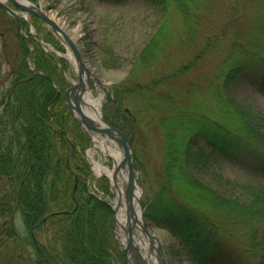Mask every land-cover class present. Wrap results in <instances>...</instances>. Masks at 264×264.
I'll list each match as a JSON object with an SVG mask.
<instances>
[{
    "label": "trees",
    "instance_id": "obj_1",
    "mask_svg": "<svg viewBox=\"0 0 264 264\" xmlns=\"http://www.w3.org/2000/svg\"><path fill=\"white\" fill-rule=\"evenodd\" d=\"M143 1L172 7L187 34L193 31L189 23L210 4ZM255 25L258 36L236 46L240 55L233 50L239 56L221 72L222 87H208L205 107L182 106L175 88L182 69L158 81H126L114 89L118 107L106 120L122 127L131 142L137 126L133 113L119 114L128 91L143 93L146 101L138 108L164 113L159 124L166 154L159 188L141 203L147 220L166 229L191 264H264V188L227 181L238 193L227 195V187L220 192L204 179L207 163L218 158L264 175V113L243 114L246 108L231 93H221L231 92L243 78L264 94V7ZM0 38V64H12L4 76L0 66V251L12 252L11 264H123L111 231V207L85 183L88 167L77 147L84 148L86 139L62 99L53 100L55 91L47 79L25 66L29 45L1 9ZM213 43L207 37L203 52ZM30 60L62 83L56 62L39 46ZM215 180L225 179L216 174ZM99 188L108 193L106 186Z\"/></svg>",
    "mask_w": 264,
    "mask_h": 264
},
{
    "label": "rangeland",
    "instance_id": "obj_2",
    "mask_svg": "<svg viewBox=\"0 0 264 264\" xmlns=\"http://www.w3.org/2000/svg\"><path fill=\"white\" fill-rule=\"evenodd\" d=\"M29 1L35 5H41L48 16L56 22L62 20L65 26L58 24L69 36L71 31L79 29L80 38L76 42L82 57L92 74L106 87L107 93L90 80L86 89L94 98L102 94L100 113L103 122L110 119L114 114L113 111L118 107L117 102L114 101L116 87L123 86L126 81L142 85L149 82V79L158 81L179 69L183 71L179 81L175 83V88L180 92L179 99L181 98L182 106L190 110L207 106L208 87H222L221 72L232 64L235 58L237 59L238 53L240 55L241 52L236 46L247 44L248 37L253 38L257 34V31L253 30L256 27L255 20L258 19L264 7V0H209V7L200 10L201 17L189 23L193 31L192 34H187L189 29L186 30L185 24L179 23V15L172 7L165 8L164 3L148 4L143 0ZM232 18L234 22L228 21ZM21 22L25 24L22 25L25 34H29L33 27L37 38L43 39L46 36L55 41L56 45L43 39L65 57L61 59L64 75L53 59L59 70L62 84L64 83L60 86L56 82L59 87L64 88L67 85L66 77L69 80H75L76 72L73 62L68 57L67 49L51 29L41 21H33V17H29V21L21 19ZM207 37L211 39V42L214 39V43L206 52H203L202 48ZM233 50H238V53L235 55ZM28 59L31 62L30 57ZM186 65L192 67L184 70ZM0 66H2L1 74L4 76L6 69L10 70L12 64L8 66L4 63ZM254 66L258 67V65ZM248 82L247 79L241 78L231 87V92L221 89L222 97H227L231 93L234 102L246 108L247 112L243 111V114L257 113L258 109L264 113V94ZM126 95L119 114L126 113V110L128 114L132 112L131 116L136 121V136L131 146L137 164L135 174L141 192L140 198H144L156 193L159 188L166 154L164 134L162 135L159 124V119L164 113L148 108L140 109L143 108L142 103L146 101L141 91L135 90L132 93L130 90ZM58 98H61L66 105L63 92L59 93L56 99ZM248 109L252 113H249ZM260 119H264V114H260ZM261 132L264 134V129ZM87 146L88 142L82 149L77 147L81 150L88 167L85 183L90 192L100 198L104 190H100L99 187L106 186L108 193H103L106 196L103 199L110 202L113 191L111 182L105 176H98L91 170V165L84 156ZM89 153L92 159L102 167L112 169L113 161L109 156L97 150H91ZM207 165L209 172L207 170L204 174L205 181L220 192L222 188L227 187V195L238 194L234 190V183L228 184L227 181L248 183L264 188L263 174L249 172L226 159H213ZM216 174L221 175L225 180L217 182ZM17 223L22 230L19 217ZM148 225L151 232L160 238L168 264H191L185 259L178 242L166 229L159 228L150 221ZM19 233L24 234L26 231L23 229ZM11 261L12 252L9 249L0 251V264H11ZM21 264L31 263L22 261Z\"/></svg>",
    "mask_w": 264,
    "mask_h": 264
},
{
    "label": "water",
    "instance_id": "obj_3",
    "mask_svg": "<svg viewBox=\"0 0 264 264\" xmlns=\"http://www.w3.org/2000/svg\"><path fill=\"white\" fill-rule=\"evenodd\" d=\"M6 2L13 5L10 7ZM0 8L3 9L9 16H11L16 24L17 31L20 37L31 44V50L25 58L27 68L35 73L39 72L49 81L52 88L56 92L57 98L61 92V88L54 82V80L44 71L34 69L27 61L28 56L33 51L35 43L32 42L26 34L23 33L19 12L22 17H26L29 21V16L33 15L58 37L63 45L71 52L74 59V66L76 71V80L69 82L71 87L64 91L66 104L73 119L78 123L89 143V148L94 147L93 137H100L104 141L114 142L122 151V157L118 162L113 161L111 176H106L112 185V233L116 244L123 254L124 264H167L162 257L161 240L158 236L153 234L146 222L144 209L142 208L139 200V194L136 195L137 190V177L133 171L132 164L135 162L133 150L129 138L119 128L111 127L110 125L94 120L92 117L84 112L85 101L83 95L88 88L89 81H93L100 86L105 93L106 87L96 78L89 70L86 62L84 61L77 42L73 40L48 14L29 0H0ZM32 37L49 55L55 54V60L59 61L61 54L55 50L50 49L47 45L38 40L34 33ZM63 72L62 66L60 65ZM125 173L126 179L122 184V195L119 192L118 177ZM122 176V175H121ZM123 199V201H122ZM135 202V203H134ZM136 204V206L134 205ZM125 205V220L120 221L117 218V213L120 208ZM136 207L138 212L136 211Z\"/></svg>",
    "mask_w": 264,
    "mask_h": 264
},
{
    "label": "bare ground",
    "instance_id": "obj_4",
    "mask_svg": "<svg viewBox=\"0 0 264 264\" xmlns=\"http://www.w3.org/2000/svg\"><path fill=\"white\" fill-rule=\"evenodd\" d=\"M41 1H44V0H41ZM50 15L52 14L50 13ZM57 22L61 26H65V23L62 20H57ZM69 34L75 41H77L80 38L79 29L71 31ZM68 57L71 58L70 55H68ZM83 99L85 101L84 112L90 117H92L94 120L101 122L100 104H101L102 94L100 93L97 98H94L92 97L89 91L88 92L86 91V93H84L83 95ZM93 140H94L93 141L94 147L97 148L100 152H103L107 156L111 157L114 162H118L121 159L122 151L118 148L116 144L108 140L104 142L99 141V140L97 141L95 138H93ZM88 155L90 156V159L92 161L93 170L96 174H99V175L104 174L108 177L111 176V173H112L111 169L102 167L97 161L92 159L90 153H88ZM121 175L118 177V184H119L118 188H119V192L122 195V184L125 182L126 175L125 173H122ZM136 195H138L137 191H136ZM134 205L136 206V204ZM125 210H126V207L125 205H123V207L120 208L119 212L117 213V218L122 222H124L125 220ZM136 211H138L137 207H136Z\"/></svg>",
    "mask_w": 264,
    "mask_h": 264
},
{
    "label": "flooded vegetation",
    "instance_id": "obj_5",
    "mask_svg": "<svg viewBox=\"0 0 264 264\" xmlns=\"http://www.w3.org/2000/svg\"><path fill=\"white\" fill-rule=\"evenodd\" d=\"M69 80V79H68ZM66 83H67V85L63 88V87H60V88H62V91L61 92H63L64 93V91L66 90V89H68V88H70V87H68V85H70V84H68V82L66 81ZM62 84V83H61ZM61 84H60V86H61ZM64 84V83H63ZM62 84V85H63ZM58 85V84H57ZM59 86V85H58ZM64 99H65V94H64Z\"/></svg>",
    "mask_w": 264,
    "mask_h": 264
}]
</instances>
